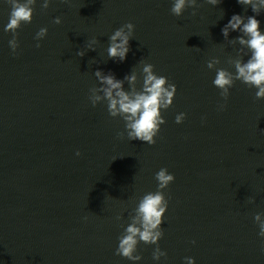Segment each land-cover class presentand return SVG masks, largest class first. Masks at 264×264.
I'll return each instance as SVG.
<instances>
[{
	"label": "water",
	"instance_id": "95a60500",
	"mask_svg": "<svg viewBox=\"0 0 264 264\" xmlns=\"http://www.w3.org/2000/svg\"><path fill=\"white\" fill-rule=\"evenodd\" d=\"M43 2L18 29L13 54V34L4 30L11 9L0 0V264H186L185 257L264 264L254 220L264 213V99L237 81L225 102L207 68L218 57L217 67L234 71L227 61L240 45H229L221 29L234 14L254 15L251 8L197 0L195 16L187 8L176 17L173 0H50L42 9ZM257 19L264 31V13ZM128 22L135 28L126 60L109 59V36ZM42 27L47 35L37 41ZM238 35L230 31L229 39ZM93 38L95 51L87 50ZM140 60L177 87L155 145L129 141L106 102L89 100L100 86L97 69L122 80L141 71ZM181 112L186 119L177 124ZM161 168L175 176L164 190L159 247L167 256L154 260L156 245L143 242L140 261L115 255L139 198L157 190Z\"/></svg>",
	"mask_w": 264,
	"mask_h": 264
},
{
	"label": "clouds",
	"instance_id": "9594fccd",
	"mask_svg": "<svg viewBox=\"0 0 264 264\" xmlns=\"http://www.w3.org/2000/svg\"><path fill=\"white\" fill-rule=\"evenodd\" d=\"M67 2V0H65ZM222 0H207V3L217 6ZM10 6L9 22L5 27L6 32L13 34L9 40V46L13 54H16L19 48L18 29L22 24H30L33 19L36 0H5ZM50 0H44L42 9L49 7ZM237 3L248 7L254 15L234 14L227 24L221 29L225 41L229 45L240 47L236 50V56L230 57L227 63L234 68L230 71L227 68L217 67L221 63L218 57H213L207 61V68L215 70L216 75L213 85L220 90V96L226 102L230 96V89L233 88L237 81L246 85L248 88H255V99H264V31L261 30V21L257 19L264 13V0H237ZM200 7L197 0H173L171 13L176 17H181L187 8L193 9L192 15H196V9ZM61 18L56 17L53 23L60 24ZM135 26L128 22L114 31L109 36V45L107 55L109 59L124 62L130 51V40L133 39ZM231 32H239L240 35L234 39H229ZM48 29L42 27L34 37L37 41L47 35ZM97 38H93L87 44V50L95 51V45L98 43ZM41 45L36 44L39 48ZM197 51L199 48L196 47ZM79 57L85 55V50L77 51ZM245 57H248L245 60ZM94 62V61H92ZM142 69L139 73L133 70L131 74L125 75L124 78L117 79L116 76L109 72L104 74L102 70L97 69L94 73L99 87H92L89 100L93 107L106 102L107 111L113 118L119 117L125 122V132L129 141L139 140L148 145H155V137L161 130V125L166 123L162 110L169 109L174 102L177 87L175 83L169 82L168 78L158 75L154 71L155 66L140 60ZM138 89L137 84L141 82ZM125 81L129 88L125 90ZM226 104L219 106L224 110ZM186 119V113H179L175 117L177 124L183 123ZM125 132H118L117 137L124 138ZM264 133V129L261 130ZM80 156L79 151L76 152ZM157 181V190L147 192L137 203V206L130 214V223L124 229V232L118 236V247L115 255L126 258L130 261H140L142 256L137 254L138 245L143 242L145 245H156L152 258L159 261L161 257H166L167 253L159 247V241L164 236L162 224L164 216L169 207V198L165 195V189L174 182V174H170L167 168H161L155 174ZM249 202H254V198H249ZM122 214L116 219H122ZM88 219V217H85ZM258 224V235L264 238V213L254 216ZM196 243L195 240L192 241ZM262 251H264V241H262ZM186 264H195V259L185 257Z\"/></svg>",
	"mask_w": 264,
	"mask_h": 264
}]
</instances>
